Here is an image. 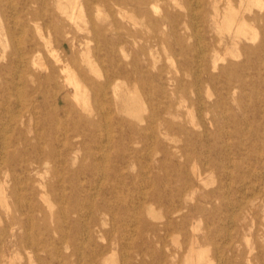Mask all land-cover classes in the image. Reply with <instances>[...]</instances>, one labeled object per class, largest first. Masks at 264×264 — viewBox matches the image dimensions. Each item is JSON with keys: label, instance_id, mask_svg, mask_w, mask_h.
Here are the masks:
<instances>
[{"label": "rangeland", "instance_id": "rangeland-1", "mask_svg": "<svg viewBox=\"0 0 264 264\" xmlns=\"http://www.w3.org/2000/svg\"><path fill=\"white\" fill-rule=\"evenodd\" d=\"M1 1L0 87L9 59L15 85L9 101L0 98V185L8 211L24 226L14 230L12 243H0L2 264H264V0H130L121 7L113 0H89L87 6L78 0L83 20L76 23L54 5L44 10L54 13L59 33L43 20H28L26 35L38 40L41 26L56 54L66 49L79 58L86 46L90 55L96 47L104 53L110 46L93 34L96 28L113 40L120 62L136 60L138 82H119L121 96L136 97L132 108L141 120L118 115L108 98L110 115L95 132L99 144L91 147L96 164L90 177L72 174L82 161L92 163L77 147L81 137L74 138L66 169L42 162L37 176L25 170L27 158L60 152L70 132L57 130L51 145L40 116L31 113L39 109L25 100L17 78L23 75L17 57L23 6ZM240 21L252 29L246 37L235 32ZM42 54L53 63L44 47ZM89 105L92 114L82 115L97 119L98 106L92 99ZM117 119L125 121L118 130ZM130 121L144 131L129 129ZM117 155L123 162L114 160ZM237 173L244 174L243 182ZM28 177L35 182L26 186ZM30 186L46 196L31 195ZM154 190L162 200L151 201ZM71 194L78 213L68 218ZM4 205L0 226L8 220Z\"/></svg>", "mask_w": 264, "mask_h": 264}, {"label": "bare ground", "instance_id": "bare-ground-1", "mask_svg": "<svg viewBox=\"0 0 264 264\" xmlns=\"http://www.w3.org/2000/svg\"><path fill=\"white\" fill-rule=\"evenodd\" d=\"M12 1L13 0H2L1 4L2 5L4 4V6L6 7L9 5L11 6L13 5ZM63 1H65L64 6H63ZM113 1L115 6H119V7L126 6L127 4H131L130 0H113ZM252 1H254L258 5H260L261 3L260 2L261 0H252ZM142 2L144 3L145 0H142ZM90 3L91 1L86 0L84 5L87 6ZM17 4L23 6V9H21V11L17 13L18 17H20L19 26L23 27L22 34L24 36V40L22 42V50L19 51L18 49V54H17L18 62L19 65H21L22 67L21 71L23 72V75H18L17 78L18 81L21 82L22 84V89H23L22 93H24V98L29 103V105H32L39 109V111L31 112V113L34 115L37 114L38 117L40 116L39 117L40 125L44 129V135L47 132L48 135L47 141L49 140L51 145H53L55 139L56 140L58 139V137L55 135L57 130L60 129L66 133L70 132V134L68 135L69 138H67V136L64 135L65 136L64 139L66 141L65 143H63L60 152L57 153L52 149L53 151H50L45 155L37 154V157H35L34 160L31 158L30 159L27 158L25 161L28 164L25 170L28 171L29 172L28 174L32 177L39 175L40 170L38 169V165L41 164L42 162L46 164L51 163L52 168L55 167L58 163H60L61 166L64 165L63 167L65 168L69 164V162H71L72 160L71 152L73 151V148L76 147V144H74V138L81 137V142L77 147L83 148L85 150L84 151L85 157L87 159L89 158L92 163L85 164L82 161L78 166V168L74 170V172H72V174L74 176L84 174L87 175V177H90L93 175L91 174V170H93L96 164V162H94L96 161V154H94V152L91 150V147L94 148L96 147V144H99L95 138V132L98 131L100 127H103L100 121L106 120L110 115V111L105 110L104 107V105H106L105 102L109 100L108 98L112 99L114 105L116 106L118 115L120 112H124L125 114L131 116L132 118H135L139 121L141 120L139 118L138 110L132 108L133 102L137 101L135 100L136 97L131 93L129 95L121 96L123 88H122V83L119 82L120 79H124L126 81H131V82L133 81L136 83L138 82V77L136 75V71H137L136 60L135 59L131 60L129 65L120 62L116 54V47L113 40L105 39L106 35L105 33H102L104 32V30H97L96 28L93 29L92 31L93 34L95 35L97 34L98 36L105 37L103 38L102 42H104L106 46H110V47L107 50H105L104 53H100L101 49L99 47H96L95 50L92 52V55H90V51L86 46L85 50H82L79 58H77L74 52H72L70 56H67L66 49H63L61 54H56L51 47L49 37L44 36V34L42 33L41 26L36 27L38 40L32 36L30 37L26 35L25 26L26 23H28V20H31L33 22L38 20H43L46 28L49 31H54L55 33H59V29L54 24V19H55L54 13L51 11L50 12L47 11L48 13L44 11L46 10V7H48V5H52V6L54 5L56 8L60 10L61 15H63L66 19H68L73 23H76L77 21H82L83 5L79 4L78 0H70V1L69 0H17ZM28 6H30L31 8H28ZM33 6H36L38 10H42V12L36 9H32ZM258 7L260 8V6ZM216 10L217 9H215V11ZM101 15H102L101 12L97 9V13H96L97 18H100ZM119 16L121 18H124V14H122L121 12H119ZM108 17H112V15L110 16L108 15L107 18ZM5 19L7 20L6 17ZM113 21H115V19H113ZM233 22H234L233 20L230 21L229 23L230 28ZM92 24L94 25V23ZM236 26L237 29L235 32L245 37L248 36L252 31V29H250L249 26L243 21L237 23ZM6 35L7 37L10 36L11 38H13L14 37L13 29L8 28L6 31ZM42 47L46 49L47 54L49 57L52 58L53 63L50 62L42 54ZM70 47L72 50L74 49L73 45ZM14 51H17V49L14 48L13 52H10L8 54V57L13 55ZM13 63L14 62L11 59H9L8 64L5 66V72L3 75L4 83L3 86L0 87V98L3 101L10 100V97L12 95V90L15 85L14 82L15 78L13 74H11L10 72L11 71L10 66H12ZM98 64L100 65L103 64V68H101L103 69V73H101L96 69ZM28 65L31 68H28ZM144 80H146V78H144ZM90 99H92L94 104L98 106L97 111L95 112L97 119H90L86 116H83L81 113L83 110L86 111L89 115L92 114L93 111L89 107ZM130 101H132V103H130ZM121 102L123 109L120 110L119 105L121 104ZM117 122H119V124L115 123V126L116 129L118 130L121 127L120 124H122V122L125 121L117 119ZM126 126L133 131H136L137 129H139L142 132L144 131L141 128H136L133 121L127 122ZM41 138L42 136L40 135L39 139ZM87 146L90 147L88 148ZM114 160H117V162H123L124 159L121 155L120 156L117 155L116 158L114 157ZM25 161H22V163H24ZM68 174L71 173L69 172ZM243 176L244 174L241 175L240 173H237L235 179L237 181L243 182L244 180L242 179ZM29 179L30 177L26 178L24 181L26 186H29L31 182H35V180L32 179L30 180L31 182H29ZM68 182H69L68 185L71 186L72 180ZM39 186L42 185L39 184ZM29 190L31 195L38 194L41 197L46 196L43 192L38 193L33 188V186ZM73 194L69 196V200L71 204H70V208H68L67 210L68 212L65 214L67 215L69 213L68 218L71 215L73 214L77 215L78 213V212L76 213V206L78 205V203L75 202V197ZM150 197H151L150 198L151 201L158 202L162 200L161 196H159L155 190L151 191ZM0 202L2 204H5L4 206L7 207L6 213L8 215V220L3 222V225L0 226V243L3 244H5L4 242H6V244L12 243L11 241L15 236L14 230L16 228L23 229L24 227L23 220L17 216L14 210L8 211L6 197L4 196L2 185H0ZM180 209L181 208L179 209L175 208L172 212L179 213ZM104 210H105L104 208L102 209L98 208L97 211L103 212ZM20 215L23 216L22 214ZM52 217L54 216L52 215ZM241 219L243 222L245 221L244 215L242 216ZM1 222L2 221L0 220V223ZM55 222L56 223L54 226V232L59 234L61 227L59 226L58 220H55ZM93 222L95 221L93 220ZM243 225L244 224H242V226ZM6 233H9L11 238L9 240H5L4 238V240L2 241L1 236ZM32 243L35 245L39 244L37 241L34 240L32 241ZM193 244L194 241L191 243V247H190L191 252H193V247H192ZM199 254L201 253L199 252ZM1 257L2 259L0 260V264L3 263V259L5 257L4 252L1 254ZM199 260L200 258L197 259V262H199ZM8 264H12V263L10 262ZM37 264H44V262H38Z\"/></svg>", "mask_w": 264, "mask_h": 264}]
</instances>
